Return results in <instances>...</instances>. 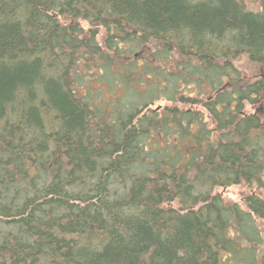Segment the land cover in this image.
<instances>
[{"label":"trees","instance_id":"16d2710c","mask_svg":"<svg viewBox=\"0 0 264 264\" xmlns=\"http://www.w3.org/2000/svg\"><path fill=\"white\" fill-rule=\"evenodd\" d=\"M263 246L264 0H0V264Z\"/></svg>","mask_w":264,"mask_h":264},{"label":"rangeland","instance_id":"374dc122","mask_svg":"<svg viewBox=\"0 0 264 264\" xmlns=\"http://www.w3.org/2000/svg\"><path fill=\"white\" fill-rule=\"evenodd\" d=\"M244 64L240 63V67ZM246 71V70H244ZM247 72V71H246ZM245 73V72H244ZM249 189L244 185H233L227 188H223L220 192L222 196L227 199V201H240L241 197L248 191ZM257 190V189H256ZM259 192V191H258ZM264 247V246H263ZM264 250V249H263Z\"/></svg>","mask_w":264,"mask_h":264}]
</instances>
